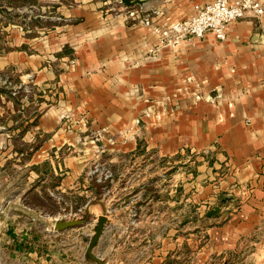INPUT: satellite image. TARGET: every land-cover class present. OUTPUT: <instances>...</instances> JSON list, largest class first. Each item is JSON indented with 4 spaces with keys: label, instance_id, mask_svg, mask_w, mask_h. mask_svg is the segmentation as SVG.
<instances>
[{
    "label": "crops",
    "instance_id": "0c3cea01",
    "mask_svg": "<svg viewBox=\"0 0 264 264\" xmlns=\"http://www.w3.org/2000/svg\"><path fill=\"white\" fill-rule=\"evenodd\" d=\"M109 1L0 0V74L32 98L23 103L21 91L11 97L0 85V123L12 114L22 122L0 133V148L18 135L16 160L32 186L54 181L52 197L79 198L65 199L64 209L99 216L102 200H112L113 228L117 214L127 216L129 258L141 226L148 262H166L169 193L186 191L198 204L227 201L210 218L219 224L209 231L208 253L255 245L251 260L264 264V14L231 22L226 40L207 32L149 53L158 35L128 9L107 13ZM207 1L145 0L130 10L164 26ZM184 156L199 162L186 184L176 173L169 192L168 160ZM97 167L111 168L110 181L90 175ZM133 209L141 216L134 228ZM79 228L62 234L75 240ZM32 257L38 264L37 251Z\"/></svg>",
    "mask_w": 264,
    "mask_h": 264
},
{
    "label": "rangeland",
    "instance_id": "374dc122",
    "mask_svg": "<svg viewBox=\"0 0 264 264\" xmlns=\"http://www.w3.org/2000/svg\"><path fill=\"white\" fill-rule=\"evenodd\" d=\"M8 1L15 2L19 0ZM139 5L142 4L133 6ZM110 6L115 8L109 9ZM133 6H126L122 0H111L105 5V9H108L105 11L107 13H122L127 9L130 10ZM10 80L11 78L6 79L5 76L0 74V85H8V93L11 97L18 96L21 90L14 84V80L13 83H10ZM21 93L23 98L20 99L23 103L31 101V90L29 88L27 91H21ZM1 120L0 133L15 129L22 124L21 120L13 114L3 115ZM1 137H4V135L0 134ZM10 143L11 146L8 147V144L3 143L4 146L0 148V264H30V261L35 260V257H32V251H37L38 256H40L36 258L38 264H84L81 261L83 246L88 245L98 216L94 213L86 216L87 214L82 213L80 208L77 210L64 209L65 199L73 205H75V202L79 204L80 200L71 197V195L65 199L52 197L49 190L53 188L54 181L35 182V185H38L36 186L38 188L35 189L32 186L34 182L31 180L33 177L30 172L22 170L20 168L21 162L16 160L17 154H15L14 148L17 146L22 147L20 137L15 135ZM5 158L8 159L5 161ZM181 159L184 163L175 164L174 159L168 160L169 192L171 188H174L172 186L175 183V174L178 173L182 176L183 181H181L186 184L189 182L187 178L192 177L191 172L195 171V166L199 162L194 160L195 157L188 158V156H184ZM91 174L97 175L96 180L98 177H103L102 179L110 181L112 172L111 168L97 167L91 170ZM29 175L30 177H28ZM179 187L180 185L177 191L180 190ZM58 192L56 191V195L63 196ZM188 194L186 191L185 193L181 192V194L175 191L169 193V250L167 260L162 264H254L251 256L255 251V245H249L248 247L243 245L236 251L227 254L208 253L209 231L214 225L219 224L211 221L210 218L219 215L222 212L221 207L227 201L219 200V202L198 204L189 199ZM175 195L178 197L176 201H180L182 198L181 203H170L175 200ZM231 199H233V205L238 206V200L231 197L229 201ZM102 205L104 207L102 214L108 216L109 222L105 235L101 243H98L94 248V252L103 260V264H151L148 262L146 249L143 247L145 245L144 240H142L143 231L137 232L142 230L143 227L139 226L133 229L132 237L135 236V233H138L137 237L140 239V243L135 252L136 255L129 258L127 242L122 245L125 240L122 235L127 238V216L117 214L116 227L113 228L112 200H102ZM217 208L219 209L215 214L211 213ZM176 209L177 218L172 214ZM58 218L64 220L87 218L86 223L75 227H80L75 239L77 241L73 238L70 241L67 235L62 234V231L55 229V222ZM130 218L131 227L134 228L141 216L136 215L133 209ZM137 218L138 220H136ZM228 219L229 217L223 216L221 222L223 223ZM132 241L134 242L135 238ZM118 244L123 247L118 249ZM88 260L87 264H97L95 260L89 258Z\"/></svg>",
    "mask_w": 264,
    "mask_h": 264
},
{
    "label": "built area",
    "instance_id": "2783aa9c",
    "mask_svg": "<svg viewBox=\"0 0 264 264\" xmlns=\"http://www.w3.org/2000/svg\"><path fill=\"white\" fill-rule=\"evenodd\" d=\"M194 9L195 12L191 16L164 26L153 24L149 17L140 16L141 14L133 9L127 12V16L139 18L140 22L151 26L159 41L157 46L150 47L148 51L156 53L163 46L176 48L192 37L202 38L207 32H212L220 40H226L231 22L243 18L248 12L255 16L264 14V1L208 0L204 4H194Z\"/></svg>",
    "mask_w": 264,
    "mask_h": 264
},
{
    "label": "water",
    "instance_id": "95a60500",
    "mask_svg": "<svg viewBox=\"0 0 264 264\" xmlns=\"http://www.w3.org/2000/svg\"><path fill=\"white\" fill-rule=\"evenodd\" d=\"M145 0H122V2L130 7L136 4H143ZM1 11V8H0ZM216 210H213L211 213H216ZM87 222V218H73V219H68L64 220L62 218H58L57 221L55 222V229L58 231H63L71 227H76V226H81L84 223ZM109 222V218L105 214H101L97 217L95 226H94V232L93 235L91 236L87 248H86V254L89 259L95 260L97 264H103V260L97 256L94 252V248L98 245L101 236L103 235L106 225Z\"/></svg>",
    "mask_w": 264,
    "mask_h": 264
}]
</instances>
